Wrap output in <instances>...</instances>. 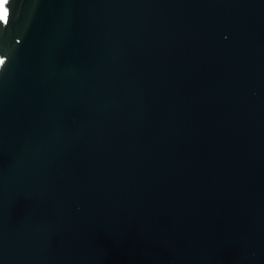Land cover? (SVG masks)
Masks as SVG:
<instances>
[{
    "label": "water",
    "instance_id": "water-1",
    "mask_svg": "<svg viewBox=\"0 0 264 264\" xmlns=\"http://www.w3.org/2000/svg\"><path fill=\"white\" fill-rule=\"evenodd\" d=\"M0 264H264V0H9Z\"/></svg>",
    "mask_w": 264,
    "mask_h": 264
},
{
    "label": "snow or ice",
    "instance_id": "snow-or-ice-1",
    "mask_svg": "<svg viewBox=\"0 0 264 264\" xmlns=\"http://www.w3.org/2000/svg\"><path fill=\"white\" fill-rule=\"evenodd\" d=\"M9 0H0V22H3L5 24L8 23L9 20V10L8 5ZM4 63V60L0 58V65Z\"/></svg>",
    "mask_w": 264,
    "mask_h": 264
}]
</instances>
